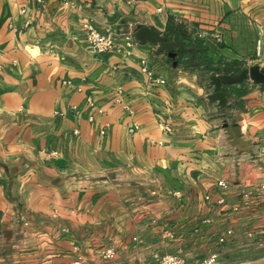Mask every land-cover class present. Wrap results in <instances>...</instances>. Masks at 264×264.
<instances>
[{
    "label": "crops",
    "instance_id": "1",
    "mask_svg": "<svg viewBox=\"0 0 264 264\" xmlns=\"http://www.w3.org/2000/svg\"><path fill=\"white\" fill-rule=\"evenodd\" d=\"M85 19L117 49L92 53ZM169 22L206 31L221 74L264 68V0H0V264H264V91L248 79L211 101L219 74L136 39Z\"/></svg>",
    "mask_w": 264,
    "mask_h": 264
},
{
    "label": "water",
    "instance_id": "2",
    "mask_svg": "<svg viewBox=\"0 0 264 264\" xmlns=\"http://www.w3.org/2000/svg\"><path fill=\"white\" fill-rule=\"evenodd\" d=\"M137 22L135 19H133ZM136 39L142 44H151L157 47L160 52H167L172 55L177 53L188 54L192 53V58L195 57L199 48L197 46H187L184 41H176L169 39L161 31L154 27L140 26L137 24ZM250 79L251 81L261 85L264 91V68L256 65L251 68H246L236 75H214L211 78V85L214 87V92L209 99L213 102H218L221 108H227L229 104V92L226 87L241 84ZM241 119L233 121L231 127H227L228 135L233 146H238L242 151H249L250 147L241 137V127L239 122Z\"/></svg>",
    "mask_w": 264,
    "mask_h": 264
},
{
    "label": "built area",
    "instance_id": "3",
    "mask_svg": "<svg viewBox=\"0 0 264 264\" xmlns=\"http://www.w3.org/2000/svg\"><path fill=\"white\" fill-rule=\"evenodd\" d=\"M29 1V0H27ZM38 4H43L45 0H35ZM78 0H63V3L67 7L74 8L77 5ZM83 30L86 34L87 41L89 43L90 50L92 53L97 55L109 54L110 52L117 49L116 38L117 33L113 28H107L105 30H100L95 25L93 19H85L83 22ZM134 34V33H133ZM197 39L206 42L209 38V35L206 31L198 33L196 36ZM135 39L133 35H130V38L127 39L126 48L131 49L135 45ZM128 53V52H126ZM257 55L258 57H262V43L258 42L257 46ZM4 56L0 54V71H3L5 64L3 62ZM13 64H16V61H13ZM141 72L144 73L149 82L157 85H165L166 81L164 79L156 78L154 72L149 66L147 61L141 62ZM124 92L122 89L119 90L118 96L116 97V102L122 103V96ZM90 104L95 106L94 102L90 99ZM137 127L131 129V132H135ZM219 186L222 188H227V184L223 181L219 182ZM221 242H224V239H221ZM115 250L113 248H108L103 252V257L105 260L109 261L115 257ZM81 259L76 261V264H80ZM157 264H192L187 261L185 258L180 255L175 254H165L162 256L160 261ZM197 264H219V255L217 253H213L210 256L202 259Z\"/></svg>",
    "mask_w": 264,
    "mask_h": 264
},
{
    "label": "trees",
    "instance_id": "4",
    "mask_svg": "<svg viewBox=\"0 0 264 264\" xmlns=\"http://www.w3.org/2000/svg\"><path fill=\"white\" fill-rule=\"evenodd\" d=\"M166 36L171 40L184 41L187 46H197L199 50L197 54L195 55V57L192 59L191 63H193V66L205 65L208 69V72H213L214 74L221 75V70L214 69L212 67L211 59L205 56L203 43L199 39L194 40V39H191V37H188L186 28L183 24L169 22V26L167 27V31H166ZM184 56H186V54H182L183 58ZM180 63L187 65L189 62L181 60ZM198 63H201V64L196 65ZM240 71L241 69H235V70L227 69L225 74L236 75Z\"/></svg>",
    "mask_w": 264,
    "mask_h": 264
},
{
    "label": "rangeland",
    "instance_id": "5",
    "mask_svg": "<svg viewBox=\"0 0 264 264\" xmlns=\"http://www.w3.org/2000/svg\"><path fill=\"white\" fill-rule=\"evenodd\" d=\"M191 39H192V38H191ZM195 39H197V38H195ZM195 39H194V40H195ZM187 56L189 57V56H190V53L186 54V57H187ZM202 70H203L204 72H207V71H208L207 67H204V69H202Z\"/></svg>",
    "mask_w": 264,
    "mask_h": 264
}]
</instances>
